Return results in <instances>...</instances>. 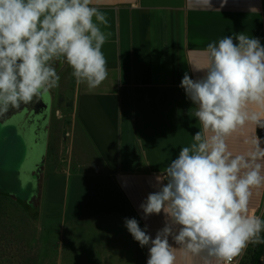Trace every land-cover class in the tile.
I'll return each instance as SVG.
<instances>
[{"label":"crops","instance_id":"0c3cea01","mask_svg":"<svg viewBox=\"0 0 264 264\" xmlns=\"http://www.w3.org/2000/svg\"><path fill=\"white\" fill-rule=\"evenodd\" d=\"M221 4L222 0H211L208 9L202 0H92L109 21L108 27L102 26L110 33L102 47L107 79L89 90L75 82L66 63H54L61 81L50 92L49 139L56 97L62 100L57 113L65 124L57 135L52 172L73 176L78 199L90 185L99 187L107 201L100 222L97 213L85 220L101 231L93 230L87 264H146L148 246L141 248L133 239L125 218H135L142 230L147 225L152 238L165 226L163 212L144 218L141 205L163 186L166 181L157 178L166 180L167 165L200 130L193 115L196 106L179 87L183 76L202 77L205 73L198 69L207 66V44L224 36L242 33L259 38L264 46V0ZM20 119L17 116L12 125L16 127ZM260 130L251 123L238 129L227 141L228 150L247 154L251 149L247 141L256 135L264 140ZM49 151L48 146L46 161ZM249 213L263 216L264 188L254 192ZM79 234L70 231L69 249L83 256L76 251ZM97 243L101 249L94 248ZM170 243L175 246L171 238ZM176 254V264H205L199 257L185 258L179 248Z\"/></svg>","mask_w":264,"mask_h":264},{"label":"clouds","instance_id":"9594fccd","mask_svg":"<svg viewBox=\"0 0 264 264\" xmlns=\"http://www.w3.org/2000/svg\"><path fill=\"white\" fill-rule=\"evenodd\" d=\"M202 6L210 9L211 0ZM108 24L92 0H0V116L58 88L55 62L66 63L77 84L98 88L108 77ZM205 51L207 66L198 69L205 74L185 73L179 85L196 106L200 130L141 205L144 218L163 212L165 226L152 238L147 225L125 218L133 239L148 246L146 264H176L178 248L205 264H233L249 244H264V218L249 213L254 192L264 188V140L256 135L250 151L237 155L227 143L249 123L264 129V46L238 33Z\"/></svg>","mask_w":264,"mask_h":264},{"label":"rangeland","instance_id":"374dc122","mask_svg":"<svg viewBox=\"0 0 264 264\" xmlns=\"http://www.w3.org/2000/svg\"><path fill=\"white\" fill-rule=\"evenodd\" d=\"M56 98L52 135L50 139L48 137L49 158L42 173L29 171L27 167L36 137L23 129L13 140L10 136L12 123H4L9 116H0V132L5 135L0 142V264H87L91 235L100 231L98 226H90L85 220L92 217L90 213H97L96 221L100 222L102 207L107 202L103 192H98L99 187L95 189L87 185L78 199L79 192L72 187L73 176L68 172L54 174L50 166L53 151L59 143L57 135L65 124L64 118H59L57 113V103L62 100ZM8 143L11 144L8 146ZM11 192L18 199L13 198L9 194ZM261 217L264 218V214ZM75 221L78 222L76 227ZM76 230L81 233L76 251L83 256H76L74 250L69 249L70 231ZM254 246L248 245L238 264H250ZM94 248L101 249L100 244L97 243Z\"/></svg>","mask_w":264,"mask_h":264},{"label":"water","instance_id":"95a60500","mask_svg":"<svg viewBox=\"0 0 264 264\" xmlns=\"http://www.w3.org/2000/svg\"><path fill=\"white\" fill-rule=\"evenodd\" d=\"M9 116L4 121L5 124L11 125L15 118L21 115V119L19 124L12 128L10 136L14 140L18 135H20L21 131L25 129V133L27 132L31 136H35L36 140L33 142L34 150L33 154L29 159L27 167H29V171L37 170L39 173L43 172V165L46 161V153L48 148V137H49V125H50V115H51V97L50 94L48 96L43 97L42 99H36L27 104H22L19 109L10 108L9 111L5 114ZM34 120L33 122L31 120ZM29 130V132H28ZM5 139L4 133L0 132V142ZM11 143H8V146ZM1 164V163H0ZM13 198H16L14 193H9ZM25 203V201H23ZM28 203V202H26ZM29 204V203H28ZM260 264H264V256L263 260Z\"/></svg>","mask_w":264,"mask_h":264},{"label":"trees","instance_id":"16d2710c","mask_svg":"<svg viewBox=\"0 0 264 264\" xmlns=\"http://www.w3.org/2000/svg\"><path fill=\"white\" fill-rule=\"evenodd\" d=\"M262 235H264V233H262ZM263 256H264V244L255 245L253 250L251 251L250 264H260L263 260Z\"/></svg>","mask_w":264,"mask_h":264},{"label":"built area","instance_id":"2783aa9c","mask_svg":"<svg viewBox=\"0 0 264 264\" xmlns=\"http://www.w3.org/2000/svg\"><path fill=\"white\" fill-rule=\"evenodd\" d=\"M260 132H261V134L264 135V129H261ZM233 262H236L237 263L238 261L235 259Z\"/></svg>","mask_w":264,"mask_h":264}]
</instances>
